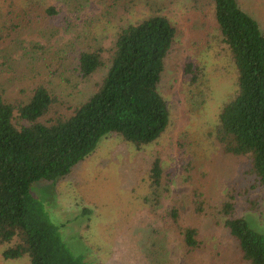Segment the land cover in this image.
Masks as SVG:
<instances>
[{"label": "rangeland", "instance_id": "1", "mask_svg": "<svg viewBox=\"0 0 264 264\" xmlns=\"http://www.w3.org/2000/svg\"><path fill=\"white\" fill-rule=\"evenodd\" d=\"M238 2L264 31V0ZM50 5L68 16V22L22 28L15 38L0 41V87L15 101L27 99L37 80L46 82L58 99L46 119L69 114V106L87 101L103 80L107 67L86 79L79 76L81 51L103 49L108 62L120 28L154 14L166 15L177 28L160 83L170 110L166 131L142 149L120 136L103 137L66 178L32 185V194L59 226L66 244L88 264H155L153 244L164 232L152 212L153 198L145 202L144 197L150 192V168L158 157L163 179L155 209L162 212L177 204L185 211V223H194L204 241L203 250L185 263L170 234L175 242L161 257L162 264H245L214 209L225 200L230 185L246 190L236 199L237 213L263 232L264 213H253L248 201L256 200L264 212V188H253L245 173L246 160L223 153L211 136L223 105L237 88V69L218 31L213 0H0V27L10 13L16 19L41 8L42 14ZM188 63L202 70L196 84L185 71ZM195 187L213 205L198 218L188 216L187 208ZM2 249L0 264H29L26 256L4 259Z\"/></svg>", "mask_w": 264, "mask_h": 264}, {"label": "trees", "instance_id": "2", "mask_svg": "<svg viewBox=\"0 0 264 264\" xmlns=\"http://www.w3.org/2000/svg\"><path fill=\"white\" fill-rule=\"evenodd\" d=\"M213 2L218 31L237 69V88L223 105L211 136L223 153L246 160L245 173L253 188H264V31L238 0ZM39 9H29L16 19L10 13L9 21L0 27V41L15 38L22 28L68 22L56 6L46 7L42 14ZM176 34L177 28L166 15L154 14L120 28L108 62L103 49L81 51L76 71L82 79L102 68L107 67V72L88 100L69 106L67 115L46 119L58 101L46 82L37 80L27 99L15 101L0 87V247L4 259L26 256L29 264H88L84 255L75 254L63 240L59 226L32 194V185L66 178L103 137L120 136L142 149L166 131L170 110L160 83ZM185 71L191 84L202 75L192 63L186 64ZM149 178L150 192L144 201L153 198L152 212L160 218L164 232L159 243L153 244L155 264H162L161 257L175 242L170 234L178 241L182 260L191 261L204 247L199 228L185 223V211L177 204L162 212L155 209L163 179L158 157ZM230 186L225 200L214 209L217 222L234 240L242 262L264 264V231L255 230L245 216L238 215L236 199L246 190ZM187 200L192 218L206 216L213 206L196 187ZM248 202L253 213H264L256 200Z\"/></svg>", "mask_w": 264, "mask_h": 264}]
</instances>
